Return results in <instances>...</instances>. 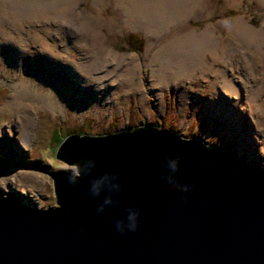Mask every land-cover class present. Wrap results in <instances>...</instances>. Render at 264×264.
I'll return each instance as SVG.
<instances>
[{"label":"rangeland","instance_id":"obj_1","mask_svg":"<svg viewBox=\"0 0 264 264\" xmlns=\"http://www.w3.org/2000/svg\"><path fill=\"white\" fill-rule=\"evenodd\" d=\"M73 7L78 23L90 29V46H93L94 36L96 47L102 48L107 55L117 53L136 57L139 64L136 71L133 62L116 64L109 61V71L97 73L106 82H112L110 89L114 92V100L111 99L112 92L108 94L105 89L90 93L84 81L71 72L64 73L31 39L24 38L21 47L5 44L2 40L1 33H8L15 26L55 23ZM154 10V6H147L145 0H77V4L75 0H0V158L6 164L0 178V191L4 196H13L33 208L47 210L58 206L54 179L49 173H79L77 166L57 158L63 141L71 135H115L144 125L179 133L183 139H203L212 147L230 148L249 164L264 168V112L259 109V102L256 103L257 111H244L246 131L241 135L230 117H226V111L222 108L217 112L209 103L216 97L236 105L222 86L223 75L212 71L207 73L209 82H204L206 77H200L199 71L190 80L192 85L172 84L160 88L153 85L156 66L148 63L155 52L177 40L176 45L164 52V57L195 61L202 50L210 49L215 43L214 37L208 34L209 29L241 51L237 60L246 63L250 58L258 57L255 52L244 50L236 35L228 31L227 22L242 17L251 26L262 27L264 0H169L165 11ZM143 22L150 23L152 30L148 32L141 28L138 23ZM63 23L65 29L75 35V24ZM192 32L195 36L189 34ZM82 38L87 41V36ZM8 61L11 66L18 63L20 70L7 73L5 65ZM27 74H30V81L26 84L32 90L38 82L51 81L47 90L53 97L58 92L53 99L59 110L32 113L28 144L22 151L18 148L22 146L18 136L15 133L9 135L8 127L18 118L17 111L10 106L18 93L16 84ZM260 74H250L251 86ZM203 82L205 85L201 87ZM242 90L244 101L249 104L252 88ZM71 93L73 95H69ZM81 93L89 97L87 104L84 100L79 103L76 96ZM14 129H18L16 123ZM25 172L41 181L38 191H27L22 187L24 182L20 174ZM2 183L7 184L6 190L1 187ZM20 196H24L23 200Z\"/></svg>","mask_w":264,"mask_h":264},{"label":"water","instance_id":"obj_2","mask_svg":"<svg viewBox=\"0 0 264 264\" xmlns=\"http://www.w3.org/2000/svg\"><path fill=\"white\" fill-rule=\"evenodd\" d=\"M80 137L56 155L78 175L49 173L58 206L0 191V264H264L263 167L146 128ZM5 170L0 158V178Z\"/></svg>","mask_w":264,"mask_h":264},{"label":"bare ground","instance_id":"obj_3","mask_svg":"<svg viewBox=\"0 0 264 264\" xmlns=\"http://www.w3.org/2000/svg\"><path fill=\"white\" fill-rule=\"evenodd\" d=\"M145 2L147 6H154L155 10L153 12H157L156 9L165 11L169 4V0H145ZM75 4H77V0H75ZM197 5H200L199 1ZM75 7H73L69 13H65L62 19L55 21V23H38L34 21L36 22L34 25L26 27L23 25L20 26L21 28L15 26V28L8 33H1L3 34L2 40L5 44L21 47L24 38H29L32 42L38 43L41 51L51 58L52 63H55L60 69H63L62 71L64 73L71 72L79 77L80 81H84L86 89H90V93H92V91L105 89L106 92L110 94L112 92L110 89L112 82H106L102 79L103 76L97 73H99V71L104 73L105 70H108L107 68L110 65L109 61L115 62L116 64L122 61L133 62L135 71L139 68V64L136 63V57L134 55L124 56L117 53H111V56L107 55L106 51L102 48L96 47L93 36L94 33L92 34L93 46H90L88 37L90 29L78 23L74 16ZM65 21L75 24V35L65 29L63 23ZM227 23L229 25L228 31L236 35L238 42L244 47L245 51L255 52L258 55V57H255L256 59L250 58L246 63L237 60L238 56L242 54L241 51L223 38L216 37L213 30L209 29L208 34L214 37L213 40L215 43H213L210 49L202 50L195 61H193L192 58L187 59L189 62H184L181 61V59H173L171 57L166 59L164 57V52L171 49L172 45H176L178 42L177 40L171 42L170 45H165L159 51L155 52L152 60L148 63L156 66L153 73L155 77L153 85L160 88L168 87L172 84L182 85L189 83L192 85L193 82L190 80L194 79V75L199 71L202 73L200 77H206V81L204 82H209L210 77L207 76V73L212 71L215 74L223 75L224 84L222 86L229 98L235 100L236 105L233 104L234 102H232V104L231 102L227 103L226 100L216 99V97L212 98L213 100H210L209 103L214 105L217 112L222 111L223 108L226 111V117L229 116L234 123V127L239 130L241 135H243V132L245 135L244 111H246V109L251 110V112L257 111V106L259 105V109L264 112V96L262 95L264 92V25L260 28H255L242 17L233 18ZM138 24L148 32L152 30L150 23L143 22L142 24ZM32 26H35V28ZM194 33L195 32L189 34L195 36L193 35ZM85 36H87V41L85 40L86 38H82ZM174 38L176 39L177 37ZM59 42H61V44H59ZM98 52H100V55H97ZM44 65L46 66V64ZM13 69H15V71L20 70L19 64L13 63L11 66V62L8 61L5 65L6 72L8 73V71H12ZM49 69L50 67L48 70ZM55 69L58 70L56 67ZM251 73H261L252 86L250 85ZM131 78L132 77L127 80L129 83ZM29 81L30 74H27L20 82H17L16 89L18 93L15 94L16 100L10 105L17 111L18 118L9 124L8 132L10 133L9 135L15 133V135L18 136L19 143L23 146L18 148L22 151L24 150V145L27 146L28 144L27 132L29 126L32 124V113L45 110L47 112H57L59 110L57 102L53 99L57 96L58 92L55 91L57 93H55L53 97L52 93L47 90V86L51 81L38 82L34 84L36 87L33 88V90L26 84ZM204 82L201 84V87L205 85ZM250 87L252 90L249 97V104H247L244 101L242 89H248ZM113 94L114 92H112V100H114ZM69 95H73V93ZM76 97H79V103L84 100V104H87L89 101V97L82 93ZM63 98H65V96ZM257 102H259L258 105L256 104ZM14 123L18 126L16 130L14 129ZM251 137H253V135H251ZM25 173H23V175L20 174L24 182L22 187L26 188L27 191H38L41 187V181L34 180L32 178L33 174H29V172ZM1 187L6 190L7 184L2 183ZM23 198L24 196H20L21 200H23Z\"/></svg>","mask_w":264,"mask_h":264},{"label":"trees","instance_id":"obj_4","mask_svg":"<svg viewBox=\"0 0 264 264\" xmlns=\"http://www.w3.org/2000/svg\"><path fill=\"white\" fill-rule=\"evenodd\" d=\"M143 128H145V126L143 127ZM146 129H150V130H153V131H160V132H169V133H174V134H176L177 136H179V133L177 134L176 132H173V131H167V130H160V129H158V128H154V127H147L146 126ZM135 130H133V131H124V132H122V133H128V132H134ZM121 133V134H122ZM83 135V134H82ZM110 136H112V135H107V136H105V137H103V136H92V135H84V136H81L80 138H79V140L80 141H83L84 140V138H89V139H104V138H106V137H110ZM180 140L182 141V142H188V143H190L192 140H186V139H183L181 136H180ZM199 142V144H201L202 146H205V148H207V149H211V148H213L212 147V145L211 144H205L203 141H198ZM204 143V144H203ZM218 148V150H220V148L219 147H217ZM222 153H224V154H226L227 153V151H228V153L229 154H231L232 156H236V157H238L241 161L243 160V162H245V160L243 159V158H241V157H239L237 154H235L232 150L230 151L229 149L228 150H226V151H222V150H220ZM246 164H248L249 166L250 165H252V166H254V167H257V168H262L261 166H255V165H253V164H249V163H246Z\"/></svg>","mask_w":264,"mask_h":264},{"label":"clouds","instance_id":"obj_5","mask_svg":"<svg viewBox=\"0 0 264 264\" xmlns=\"http://www.w3.org/2000/svg\"><path fill=\"white\" fill-rule=\"evenodd\" d=\"M169 168L171 170L172 173H175V171L177 170V163L175 161L173 162H170L169 164ZM172 179L171 177H169V183H172ZM181 190L184 191V192H187L189 191V188L188 186H181ZM105 203H110V201L106 200ZM99 211H103V206L99 209ZM137 217H138V213L136 212H130L128 217H127V221H128V224H127V227L129 230L131 231H134L137 227ZM117 227L119 230H123V222H117Z\"/></svg>","mask_w":264,"mask_h":264},{"label":"flooded vegetation","instance_id":"obj_6","mask_svg":"<svg viewBox=\"0 0 264 264\" xmlns=\"http://www.w3.org/2000/svg\"><path fill=\"white\" fill-rule=\"evenodd\" d=\"M145 126V125H144ZM147 127H149L148 125H147ZM151 127H153V126H151ZM146 128V127H145ZM121 134V133H120ZM119 135V134H118ZM112 136H114V135H112ZM103 137H105V136H103ZM186 140H197V141H200L201 139H199V138H191V139H186ZM201 141H203V139L201 140ZM205 144H206V142L205 141H203ZM203 143V144H204ZM207 144H209V143H207ZM203 147H205V146H203ZM217 148V147H216ZM220 149H222L223 151H225V150H232V149H230V148H222V147H219ZM233 151V150H232ZM234 153H235V151H234ZM235 154H237V153H235ZM238 155V154H237ZM239 156V155H238Z\"/></svg>","mask_w":264,"mask_h":264}]
</instances>
